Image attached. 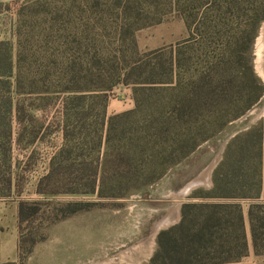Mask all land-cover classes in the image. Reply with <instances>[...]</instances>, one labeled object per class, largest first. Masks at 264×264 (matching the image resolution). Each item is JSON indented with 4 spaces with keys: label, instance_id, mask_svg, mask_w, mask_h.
Returning <instances> with one entry per match:
<instances>
[{
    "label": "trees",
    "instance_id": "1",
    "mask_svg": "<svg viewBox=\"0 0 264 264\" xmlns=\"http://www.w3.org/2000/svg\"><path fill=\"white\" fill-rule=\"evenodd\" d=\"M152 7L165 12L154 16ZM173 15L189 37L151 59L137 56L136 32ZM0 17L12 18L0 31V199L21 192L15 146L36 144L54 118L63 143L38 192L126 198L264 96L252 66L264 0H0ZM144 80L161 84H138ZM122 84L134 87L135 106L110 113ZM213 179L211 190L183 205L182 220L159 233L149 264H242L249 242L241 200L250 201L253 250L264 256V127L230 141ZM39 205L19 201L20 228ZM90 206H60L57 218Z\"/></svg>",
    "mask_w": 264,
    "mask_h": 264
},
{
    "label": "rangeland",
    "instance_id": "2",
    "mask_svg": "<svg viewBox=\"0 0 264 264\" xmlns=\"http://www.w3.org/2000/svg\"><path fill=\"white\" fill-rule=\"evenodd\" d=\"M10 5L15 8V2ZM141 8L144 12L148 9L145 5ZM151 9L154 16H162L165 12L154 7ZM83 16H88V13ZM7 19L0 17L1 32L11 27L12 18ZM161 20L160 24L136 32L137 56L144 60L151 59L160 49L189 37L184 21L177 15L163 16ZM106 21L110 26H116L110 23V18ZM10 39L14 51H17L16 37L10 35ZM131 51L127 52L129 57L133 54ZM245 58L249 57L245 55ZM252 66L254 74L264 84V22L253 44ZM238 69H241V63ZM138 84L161 83L144 80ZM134 106V87L126 84L117 86L110 98L109 112L120 113ZM57 120H51L52 126L36 144L27 148L16 145L14 148L19 160L16 170L21 192L17 197L14 195V199L0 200V204L7 205L9 216L12 210H18V258L1 261L2 264H149L157 249L159 233L182 220L183 205L194 202L192 196L195 193L204 194L214 186V171L230 141L254 127H264V96L255 107L231 122L223 133L204 143L163 179L126 198L100 199L95 195L64 193L47 196L38 192L39 182L49 171L52 156L63 143L62 135L55 132L57 126L53 125ZM64 181L68 183L69 177H65ZM18 199L40 203L38 212L29 215L21 228ZM78 202L91 206L66 218H57L58 207ZM240 203L246 214L249 242L248 254L241 262L264 264V256L256 255L252 246L247 215L250 201L241 200Z\"/></svg>",
    "mask_w": 264,
    "mask_h": 264
},
{
    "label": "crops",
    "instance_id": "3",
    "mask_svg": "<svg viewBox=\"0 0 264 264\" xmlns=\"http://www.w3.org/2000/svg\"><path fill=\"white\" fill-rule=\"evenodd\" d=\"M8 209L5 203L0 204V258L2 262L18 258V210H12L9 216Z\"/></svg>",
    "mask_w": 264,
    "mask_h": 264
}]
</instances>
